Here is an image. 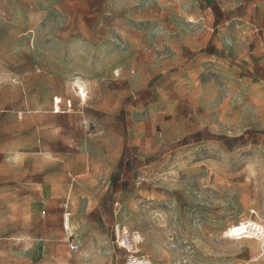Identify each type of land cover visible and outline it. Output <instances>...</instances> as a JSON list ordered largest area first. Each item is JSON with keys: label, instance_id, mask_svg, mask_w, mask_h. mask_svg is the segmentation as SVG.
Wrapping results in <instances>:
<instances>
[{"label": "rangeland", "instance_id": "1", "mask_svg": "<svg viewBox=\"0 0 264 264\" xmlns=\"http://www.w3.org/2000/svg\"><path fill=\"white\" fill-rule=\"evenodd\" d=\"M263 27L251 0H0V264H129L118 224L150 264H264L232 229L264 226Z\"/></svg>", "mask_w": 264, "mask_h": 264}, {"label": "built area", "instance_id": "2", "mask_svg": "<svg viewBox=\"0 0 264 264\" xmlns=\"http://www.w3.org/2000/svg\"><path fill=\"white\" fill-rule=\"evenodd\" d=\"M56 102L60 103L61 101L58 102L56 98ZM57 107L59 108L58 105ZM43 212L45 213L46 211L44 210ZM65 215L66 220H69V212L65 213ZM253 224V227L249 226L248 228H241V225L233 227V230L240 228L237 231H233V237H264V229L261 230L262 226L256 223ZM255 225H257V227H255ZM114 241L118 246L124 248L127 251V261L129 264H150L151 261L148 258L139 254L140 246L143 242V235L139 231H130L126 226L118 224L115 227ZM71 248H77V243L75 240L71 243Z\"/></svg>", "mask_w": 264, "mask_h": 264}, {"label": "crops", "instance_id": "3", "mask_svg": "<svg viewBox=\"0 0 264 264\" xmlns=\"http://www.w3.org/2000/svg\"><path fill=\"white\" fill-rule=\"evenodd\" d=\"M254 2V5H259L261 7V9L263 8L264 9V0H251ZM252 7L250 6L249 7V10H251ZM263 30H264V27H263ZM263 35H264V32H263ZM262 43H264V40L262 41Z\"/></svg>", "mask_w": 264, "mask_h": 264}, {"label": "bare ground", "instance_id": "4", "mask_svg": "<svg viewBox=\"0 0 264 264\" xmlns=\"http://www.w3.org/2000/svg\"><path fill=\"white\" fill-rule=\"evenodd\" d=\"M253 225H254V224H253ZM248 227H249V225H248ZM248 227H247V228H248ZM250 227H251V226H250ZM255 227H257V225H255ZM262 229H264V226L261 227V230H262Z\"/></svg>", "mask_w": 264, "mask_h": 264}]
</instances>
